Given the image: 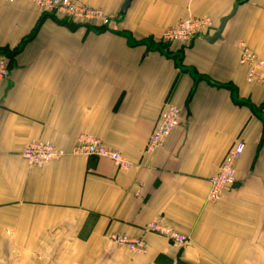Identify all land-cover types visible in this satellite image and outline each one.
<instances>
[{
	"label": "crops",
	"instance_id": "obj_1",
	"mask_svg": "<svg viewBox=\"0 0 264 264\" xmlns=\"http://www.w3.org/2000/svg\"><path fill=\"white\" fill-rule=\"evenodd\" d=\"M104 12L109 26L0 0V264H264V83L250 84L244 43L264 61V0H73ZM210 18L190 43L166 30ZM221 37L211 39L221 21ZM181 125L161 148L146 146L164 108ZM89 134L131 163L66 156L31 167L22 150L49 141L67 152ZM236 183L208 202L237 140ZM158 219L186 246L149 232ZM145 242L144 254L115 244Z\"/></svg>",
	"mask_w": 264,
	"mask_h": 264
},
{
	"label": "built area",
	"instance_id": "obj_2",
	"mask_svg": "<svg viewBox=\"0 0 264 264\" xmlns=\"http://www.w3.org/2000/svg\"><path fill=\"white\" fill-rule=\"evenodd\" d=\"M9 3L28 1L39 8L43 13L62 16L79 24H100L109 26L111 18L101 10L81 5L73 0H7ZM213 22L210 18H193L179 22L174 27L166 30L162 40L165 43L188 44L197 36L207 34L213 30ZM240 63L247 69V81L250 84L264 83V61L260 59L244 43L240 44ZM10 75L9 60L0 54V80H7ZM181 125V111L174 104H168L160 115L152 137L146 146L148 154L161 148L164 141ZM245 142L237 140L226 154L218 173L211 178V188L208 202H219L227 188L236 183V165L245 151ZM22 158L31 167L44 168L54 161L66 156H87L110 159L119 171H128L132 163L121 153L108 149L104 143L89 134L78 137L77 144L69 152L58 148L49 141H33L26 144L22 150ZM147 230L167 237L172 243L186 246L190 238L180 233L174 226L158 219L151 222ZM111 240L118 245L126 246L131 253L144 254L146 245L143 239H131L127 236L116 235Z\"/></svg>",
	"mask_w": 264,
	"mask_h": 264
},
{
	"label": "water",
	"instance_id": "obj_3",
	"mask_svg": "<svg viewBox=\"0 0 264 264\" xmlns=\"http://www.w3.org/2000/svg\"><path fill=\"white\" fill-rule=\"evenodd\" d=\"M131 2H132V0H127L125 2L124 6H123V9H122V12H121L122 15H125L126 14V11L129 8ZM227 20H228L227 18H224L221 21V25H220L218 31L216 32L215 36L211 39V42H215L216 40H218L221 37V34L223 33V30L225 28V25L227 23Z\"/></svg>",
	"mask_w": 264,
	"mask_h": 264
},
{
	"label": "rangeland",
	"instance_id": "obj_4",
	"mask_svg": "<svg viewBox=\"0 0 264 264\" xmlns=\"http://www.w3.org/2000/svg\"><path fill=\"white\" fill-rule=\"evenodd\" d=\"M66 19V18H65ZM67 20H69V19H67Z\"/></svg>",
	"mask_w": 264,
	"mask_h": 264
}]
</instances>
